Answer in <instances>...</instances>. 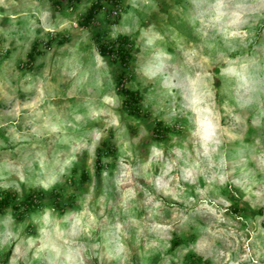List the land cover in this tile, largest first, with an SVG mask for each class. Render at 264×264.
I'll return each mask as SVG.
<instances>
[{"label":"rangeland","instance_id":"obj_1","mask_svg":"<svg viewBox=\"0 0 264 264\" xmlns=\"http://www.w3.org/2000/svg\"><path fill=\"white\" fill-rule=\"evenodd\" d=\"M92 1L0 0V189L45 194L0 213V264H264V0H120L80 27ZM95 33L129 38L142 116Z\"/></svg>","mask_w":264,"mask_h":264},{"label":"trees","instance_id":"obj_2","mask_svg":"<svg viewBox=\"0 0 264 264\" xmlns=\"http://www.w3.org/2000/svg\"><path fill=\"white\" fill-rule=\"evenodd\" d=\"M73 0H68V5H72ZM79 1V0H75ZM120 0H93L89 8L85 12L81 21H79L80 27H88L94 22L96 16L104 9V4L117 6ZM54 6L58 5V2L52 3ZM94 42L96 44L98 53L101 57H107L112 62H117L122 67L115 78V88L119 95L122 96L121 107L129 115L134 117L142 116L141 101L142 95L139 90H131L125 86V82L129 79L126 74V70L130 67L132 55L130 49V40L127 36H120L113 41H105L102 39L101 34L95 33L93 35ZM37 54L36 44H33L30 52L27 54V65L29 66L34 60ZM174 131L170 126H164L160 121H154V126L152 128L153 138L155 140H163L168 133ZM109 144L102 142L96 149V171L100 172L101 157L103 155H108L112 153V150L108 147ZM82 177H86L82 174ZM50 196L52 197V207L58 211V213H63L64 206L61 205L60 199L61 194L56 191H51ZM45 198V194L42 190H32L30 191L24 199L16 203L15 194L11 190L0 189V213H2L7 208H12L14 212L18 213L21 218L25 213L32 212L43 206L42 201ZM177 241L173 242L176 245Z\"/></svg>","mask_w":264,"mask_h":264},{"label":"built area","instance_id":"obj_3","mask_svg":"<svg viewBox=\"0 0 264 264\" xmlns=\"http://www.w3.org/2000/svg\"><path fill=\"white\" fill-rule=\"evenodd\" d=\"M69 10H72V7H70V9Z\"/></svg>","mask_w":264,"mask_h":264}]
</instances>
